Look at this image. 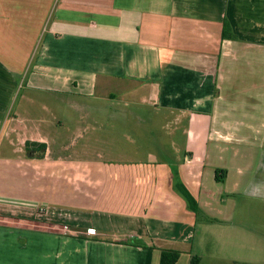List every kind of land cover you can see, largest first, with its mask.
Segmentation results:
<instances>
[{"label": "crops", "instance_id": "obj_1", "mask_svg": "<svg viewBox=\"0 0 264 264\" xmlns=\"http://www.w3.org/2000/svg\"><path fill=\"white\" fill-rule=\"evenodd\" d=\"M259 199L264 0H0V264H202Z\"/></svg>", "mask_w": 264, "mask_h": 264}, {"label": "rangeland", "instance_id": "obj_2", "mask_svg": "<svg viewBox=\"0 0 264 264\" xmlns=\"http://www.w3.org/2000/svg\"><path fill=\"white\" fill-rule=\"evenodd\" d=\"M129 109L138 110L133 106ZM123 131L129 133L128 140H121L124 149H128L125 157L123 156L124 158L131 157L132 160L139 157L145 158L150 153L156 152V148L150 144L151 141L146 139V145L139 148L142 155H133L132 151L138 150L136 146L144 143V139L135 135V130L125 131L123 129ZM168 132L169 129L162 131L163 135ZM167 142L164 143V150L169 151L171 143L170 140ZM238 213L240 214H238V234L229 235L219 229L218 226H211V228L206 229L205 224L201 222V216H198L196 241L203 235L207 245V250L201 251L202 264H264V200L259 199L250 204L239 201ZM242 226H245V229H239ZM246 227L252 228L255 234H242L247 230Z\"/></svg>", "mask_w": 264, "mask_h": 264}, {"label": "trees", "instance_id": "obj_3", "mask_svg": "<svg viewBox=\"0 0 264 264\" xmlns=\"http://www.w3.org/2000/svg\"><path fill=\"white\" fill-rule=\"evenodd\" d=\"M222 38L228 39V40H237V36L234 34L232 27L228 22H225L223 25V32H222ZM31 147H37L39 148L40 153L42 156L45 153L46 146L44 144H37V143H28L26 145L27 151H31ZM40 155V157H42ZM224 174V171H222ZM217 180H222V178L219 175V171H217ZM176 190L187 200L188 205L191 209H193L196 213L200 212V209L198 206L191 200V198L186 194L184 189H182L181 184L176 182ZM181 252L178 250H163L161 253V259L160 264H177L178 260L180 259ZM200 258L198 256H193L191 258V261L189 264H199Z\"/></svg>", "mask_w": 264, "mask_h": 264}]
</instances>
